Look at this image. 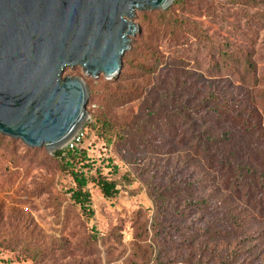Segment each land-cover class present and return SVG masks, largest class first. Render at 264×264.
Returning <instances> with one entry per match:
<instances>
[{
	"label": "rangeland",
	"instance_id": "rangeland-1",
	"mask_svg": "<svg viewBox=\"0 0 264 264\" xmlns=\"http://www.w3.org/2000/svg\"><path fill=\"white\" fill-rule=\"evenodd\" d=\"M188 1L189 24L196 23L206 38L200 36L197 42L191 35L186 45L161 40L157 54L163 62L153 74L121 69L117 80L108 81L84 76L79 67L65 71L63 77L82 78L88 90V119L83 126L87 136L81 146L87 149V159L75 166L76 177L43 148L28 149L18 140L0 142V264H186L189 259L192 264H220L199 246L235 253L237 264H264V216L225 190L223 172L194 155L197 140L175 138L163 117L183 110L197 131L220 137V143H208L207 148L242 165L255 148L264 146L258 132L241 130L218 117L215 104L204 100L212 92L252 110L249 123L257 121L264 134V0H256L253 8L236 0ZM141 12L150 11L135 13L140 35ZM224 45L234 57L243 56L242 50L251 54L258 77L255 87L213 70ZM179 56L186 59L182 65L170 64ZM120 93L135 98L119 104L108 97ZM96 119L139 129L140 140L117 146L115 131L107 141L109 136L100 135ZM183 181L197 183L193 197L168 190ZM103 183H113V192L106 193ZM152 186L167 189L168 196L161 201L168 205L187 207L188 202L207 200L209 206L187 209L207 228H219L227 222L222 216L233 213L242 219L243 230L228 238L197 241L190 248L161 246L160 235L152 229L158 217ZM78 191L86 198L83 204L73 198ZM174 219L167 212L161 216L164 225H179Z\"/></svg>",
	"mask_w": 264,
	"mask_h": 264
},
{
	"label": "water",
	"instance_id": "water-1",
	"mask_svg": "<svg viewBox=\"0 0 264 264\" xmlns=\"http://www.w3.org/2000/svg\"><path fill=\"white\" fill-rule=\"evenodd\" d=\"M174 0H0V135L52 154L88 119L82 78L116 79L137 11Z\"/></svg>",
	"mask_w": 264,
	"mask_h": 264
},
{
	"label": "trees",
	"instance_id": "trees-1",
	"mask_svg": "<svg viewBox=\"0 0 264 264\" xmlns=\"http://www.w3.org/2000/svg\"><path fill=\"white\" fill-rule=\"evenodd\" d=\"M236 1L243 4L245 7L253 8L256 6V0ZM191 7L192 6L188 0H174L171 7L166 11L156 10L139 13L138 16L140 18L142 33L134 40L132 50L126 52L123 56L122 70L125 72L134 70L142 76L151 75L156 71L158 64L160 65L163 62L157 54V49L160 47L161 40L167 39L169 42L174 43V45H186L190 43L188 41H190L189 38L191 35L196 38L197 42H199L200 36L205 39L204 32L198 28L196 23L189 24V19L185 15V13L191 11ZM210 42H212L211 39ZM211 47L214 46L211 45ZM223 48L220 61L215 63L216 65H214L213 70L219 73L223 70L232 76L235 81H238L243 85H251L255 87L258 83V77L256 75V67L251 54L242 50L241 53L244 54L243 56L240 54L234 57L229 49L228 51L225 50L227 45H224ZM184 60L186 59H184L183 56H179L178 59L172 57L169 62L175 66L182 65ZM108 97L112 98L113 103L115 102L119 104L130 102L135 98L134 96L131 97L129 93H120L115 96L109 95ZM119 100L121 102H119ZM204 100L215 104V108L217 109L216 115L218 117H224L226 120L238 124V127L241 130H246L248 132L253 130L258 132L259 140L264 142V134L259 132L260 127L257 121H254L253 123L252 119L253 124L249 123V120H251L250 118H253L252 110H248L246 107H242L238 104H232L226 99L218 98V95L212 92L207 93ZM238 107H241V109L237 110ZM242 113L247 114V117H243ZM168 114L169 115H163V117L166 118L164 123L168 125V130L174 135V137L179 138V140H185L187 139V136L189 139L192 138L191 140L196 139L199 146L194 150V155L204 160L210 168L215 167L218 171L223 172V188L242 200L256 214L264 216V146L257 147L258 149L255 148V152L248 155V163L242 165L240 162L235 161L233 157L226 158L227 156H225L224 153L217 152L216 150L211 151L207 148L208 143L211 145L216 142L220 143V137L212 136L206 131H197V125L189 120V115H185L183 110L178 114ZM170 119L173 123L169 121ZM98 124L101 125L100 135L103 136L106 133L104 138L108 137L112 130L115 131L114 136L116 139L114 142L117 146L121 145L127 147L128 145H131L134 140H140L137 137L140 135L139 129L133 131L130 128H126L127 126L116 127V124L110 123L109 121L105 122L96 119L95 125L97 126ZM111 138L112 136H109L106 140L110 141ZM11 140L15 141L0 135V142L9 143ZM50 158L56 160L58 166L61 165L64 171L70 172L76 177L74 171L75 166H77L79 162H84L87 159V156L85 151L81 149H75L73 151L61 149L54 152ZM250 162L253 165H251ZM255 164H259V166L262 165V168H255ZM103 188L106 193L110 194L113 192L114 184L103 183ZM197 189V183L195 185L192 182L187 181H183V185L180 187L178 184H175L173 187L168 188V190L174 193V195L183 194L190 197L194 196ZM150 190H152L151 193L154 194L153 199L158 208V217L156 218V221L152 223V229L156 234L158 233V235H160L158 239L161 246H168V244H170L173 248L176 245L190 248L197 241L209 240L212 238H228L243 230L242 219L233 213L225 214L223 215L224 217L222 216V219L227 222L220 225L219 228H207L203 226L200 221L192 219L187 209L189 210L192 206L197 205L202 207L209 206V203H207V200L205 199L196 200L194 203L188 202L185 204L187 207L184 205L180 206L176 203L168 205L161 201L164 197L168 196L167 189L152 186ZM73 198L81 204L86 201V198L82 197L80 191H78V193L75 192ZM165 212L174 215L176 218L174 219V222L179 223V225L170 223L164 225L161 221V216H163ZM189 219L190 221L188 223L182 225ZM172 233L174 239L173 235H171ZM198 248L203 253H207L214 259L218 260L220 264H237L235 253L230 255L217 252L212 248L207 249L201 246ZM189 260L186 264H192ZM194 264H200V262L198 261Z\"/></svg>",
	"mask_w": 264,
	"mask_h": 264
},
{
	"label": "built area",
	"instance_id": "built-area-1",
	"mask_svg": "<svg viewBox=\"0 0 264 264\" xmlns=\"http://www.w3.org/2000/svg\"><path fill=\"white\" fill-rule=\"evenodd\" d=\"M85 130H86L85 127L80 129V131L78 132V134L74 138L73 142L68 144V145H65L62 149H67V150H70V151H73L75 149H81V150L86 151L87 150L86 148L85 149L81 148V146H82V144L84 142V139L87 136Z\"/></svg>",
	"mask_w": 264,
	"mask_h": 264
}]
</instances>
